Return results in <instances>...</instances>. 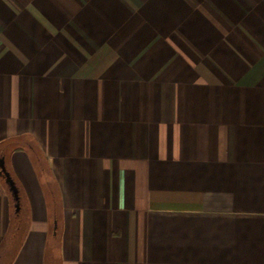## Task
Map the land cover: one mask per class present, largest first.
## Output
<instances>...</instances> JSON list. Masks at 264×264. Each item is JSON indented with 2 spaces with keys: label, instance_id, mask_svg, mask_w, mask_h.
Wrapping results in <instances>:
<instances>
[{
  "label": "crops",
  "instance_id": "0c3cea01",
  "mask_svg": "<svg viewBox=\"0 0 264 264\" xmlns=\"http://www.w3.org/2000/svg\"><path fill=\"white\" fill-rule=\"evenodd\" d=\"M2 153L0 264H264V0H0Z\"/></svg>",
  "mask_w": 264,
  "mask_h": 264
},
{
  "label": "trees",
  "instance_id": "16d2710c",
  "mask_svg": "<svg viewBox=\"0 0 264 264\" xmlns=\"http://www.w3.org/2000/svg\"><path fill=\"white\" fill-rule=\"evenodd\" d=\"M29 149L31 150V154H32V160L34 162V165L36 166V168L38 169V171L40 173L42 172H46L48 170V165H47V161L45 159V157L43 156L42 152L40 151L38 145L36 142H33L30 144ZM5 153H2L0 155V158L4 157ZM1 171V170H0ZM2 180H4V176H2ZM48 184H50L48 182ZM13 219H12V241L10 242H5V244L0 248L3 249L4 247L7 249H11V252H14L16 250V248H18V244L21 241V237H22V232H23V224L21 223V219H19V215L16 213L13 214ZM57 242V238L56 236L50 240L49 245H50V249L53 248L54 245H56ZM48 256H51V252H48ZM13 256V254L10 255V257ZM2 259V258H0ZM4 261L1 262V264H3Z\"/></svg>",
  "mask_w": 264,
  "mask_h": 264
},
{
  "label": "water",
  "instance_id": "95a60500",
  "mask_svg": "<svg viewBox=\"0 0 264 264\" xmlns=\"http://www.w3.org/2000/svg\"><path fill=\"white\" fill-rule=\"evenodd\" d=\"M0 169H1V174L5 178V182L8 185L10 192L12 194V197L15 201V207L16 211L18 212L20 210V195H19V190L18 187L10 174V172L7 170V167L5 165V160L2 158L0 160Z\"/></svg>",
  "mask_w": 264,
  "mask_h": 264
}]
</instances>
